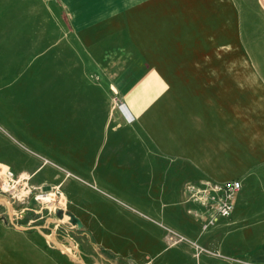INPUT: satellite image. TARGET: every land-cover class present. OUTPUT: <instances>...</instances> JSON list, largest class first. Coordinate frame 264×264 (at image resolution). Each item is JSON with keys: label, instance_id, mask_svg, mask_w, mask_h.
Returning a JSON list of instances; mask_svg holds the SVG:
<instances>
[{"label": "crops", "instance_id": "obj_1", "mask_svg": "<svg viewBox=\"0 0 264 264\" xmlns=\"http://www.w3.org/2000/svg\"><path fill=\"white\" fill-rule=\"evenodd\" d=\"M142 1L0 0V22L20 26L0 37V166L34 189L59 185L81 222L47 238L0 210V264H264V161H226L177 88L197 83L169 78L130 29L136 56L96 44ZM232 179L231 212L204 219L196 193ZM77 228L82 241L67 237Z\"/></svg>", "mask_w": 264, "mask_h": 264}, {"label": "rangeland", "instance_id": "obj_2", "mask_svg": "<svg viewBox=\"0 0 264 264\" xmlns=\"http://www.w3.org/2000/svg\"><path fill=\"white\" fill-rule=\"evenodd\" d=\"M119 15L115 32L111 27L106 29L108 33L103 28L95 38L96 44L117 47L125 57L136 56L128 53L130 41L126 33L130 29L137 35L133 38L136 45L151 47L157 61L166 59L163 71L169 78L197 83L177 88L199 106L201 114L206 113L208 130L226 161H264V0H147ZM63 19L57 23L61 28L67 22L64 16ZM23 24L34 25L40 34L51 25ZM19 28L18 24L0 22V37L5 29ZM2 128L9 131L0 119ZM0 196L11 204L14 222L43 225L40 228L47 238L52 237L54 228L64 233L68 226H76L68 217L56 224L67 210L58 209L62 212L58 216L32 197L17 200L6 193ZM201 207L207 214L204 219L216 215L212 205L201 203ZM5 209L0 203V210ZM24 211L26 215L22 217ZM31 217L34 219L29 221ZM70 236L73 237L69 233L67 237L71 239ZM61 242L64 249L69 247L67 238ZM69 248L65 250L77 257V251Z\"/></svg>", "mask_w": 264, "mask_h": 264}, {"label": "built area", "instance_id": "obj_3", "mask_svg": "<svg viewBox=\"0 0 264 264\" xmlns=\"http://www.w3.org/2000/svg\"><path fill=\"white\" fill-rule=\"evenodd\" d=\"M115 103L117 107L125 109L123 103L118 101ZM239 187L240 182L237 179L227 180L222 183L211 184L209 189H200L196 196L203 206L212 205L216 215L226 216L232 209V195ZM2 193H6L9 198L17 200L32 197L37 202H43L44 206L52 209L54 213L58 209L64 211V198L59 185L48 190L34 189L29 184L28 175L15 174L4 166H0V194ZM56 224H59V221Z\"/></svg>", "mask_w": 264, "mask_h": 264}, {"label": "water", "instance_id": "obj_4", "mask_svg": "<svg viewBox=\"0 0 264 264\" xmlns=\"http://www.w3.org/2000/svg\"><path fill=\"white\" fill-rule=\"evenodd\" d=\"M0 203L4 204V206L6 207L7 217H8L9 222L12 225H14V226H16L17 228H20V229L26 228L25 225H18L17 223L14 222L13 215H12L11 204L8 202V200L5 197L0 196ZM61 213H62L61 210H57L56 211V214L58 216L61 215ZM67 215H68L69 222L74 223L77 227L81 226V222L79 221L78 218H76L74 215H72L70 213H67ZM53 241L58 244V241H56V240H53ZM78 262H81V261L78 260Z\"/></svg>", "mask_w": 264, "mask_h": 264}, {"label": "trees", "instance_id": "obj_5", "mask_svg": "<svg viewBox=\"0 0 264 264\" xmlns=\"http://www.w3.org/2000/svg\"><path fill=\"white\" fill-rule=\"evenodd\" d=\"M72 235L79 241H82L83 234L80 231V228L71 230Z\"/></svg>", "mask_w": 264, "mask_h": 264}, {"label": "bare ground", "instance_id": "obj_6", "mask_svg": "<svg viewBox=\"0 0 264 264\" xmlns=\"http://www.w3.org/2000/svg\"><path fill=\"white\" fill-rule=\"evenodd\" d=\"M64 217L67 219L68 216L65 213H63L62 217H60V218H58L56 220H58V221L65 220ZM65 249L68 250V251H70V248L69 247H66Z\"/></svg>", "mask_w": 264, "mask_h": 264}]
</instances>
